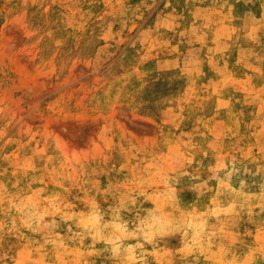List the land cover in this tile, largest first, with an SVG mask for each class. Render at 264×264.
<instances>
[{"label": "rangeland", "instance_id": "rangeland-1", "mask_svg": "<svg viewBox=\"0 0 264 264\" xmlns=\"http://www.w3.org/2000/svg\"><path fill=\"white\" fill-rule=\"evenodd\" d=\"M0 264H264V0H0Z\"/></svg>", "mask_w": 264, "mask_h": 264}]
</instances>
